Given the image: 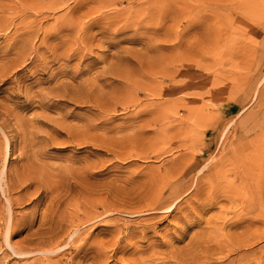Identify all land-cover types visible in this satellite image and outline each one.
Segmentation results:
<instances>
[{
    "label": "rangeland",
    "instance_id": "rangeland-1",
    "mask_svg": "<svg viewBox=\"0 0 264 264\" xmlns=\"http://www.w3.org/2000/svg\"><path fill=\"white\" fill-rule=\"evenodd\" d=\"M0 264H264V0H0Z\"/></svg>",
    "mask_w": 264,
    "mask_h": 264
}]
</instances>
